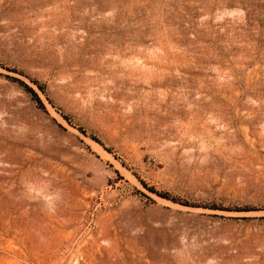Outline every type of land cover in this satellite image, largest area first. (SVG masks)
<instances>
[{
	"label": "rangeland",
	"instance_id": "rangeland-1",
	"mask_svg": "<svg viewBox=\"0 0 264 264\" xmlns=\"http://www.w3.org/2000/svg\"><path fill=\"white\" fill-rule=\"evenodd\" d=\"M0 264H264V0H0Z\"/></svg>",
	"mask_w": 264,
	"mask_h": 264
},
{
	"label": "trees",
	"instance_id": "trees-1",
	"mask_svg": "<svg viewBox=\"0 0 264 264\" xmlns=\"http://www.w3.org/2000/svg\"><path fill=\"white\" fill-rule=\"evenodd\" d=\"M39 87H40L41 89H43L41 86H39ZM26 88L32 93V95H33L34 99L36 100V102H37L40 106L44 107V104H43L41 98L39 97V95L37 94V92H36L32 87H30V86H28V85H26ZM151 190H152V191H156V190H154L153 188H151ZM164 196H165V195H164ZM165 197H168V196H165Z\"/></svg>",
	"mask_w": 264,
	"mask_h": 264
}]
</instances>
